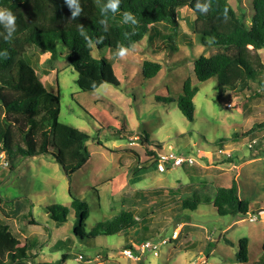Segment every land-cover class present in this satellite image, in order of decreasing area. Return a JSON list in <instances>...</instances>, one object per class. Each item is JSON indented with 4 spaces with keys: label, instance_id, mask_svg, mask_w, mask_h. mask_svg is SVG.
Wrapping results in <instances>:
<instances>
[{
    "label": "rangeland",
    "instance_id": "obj_1",
    "mask_svg": "<svg viewBox=\"0 0 264 264\" xmlns=\"http://www.w3.org/2000/svg\"><path fill=\"white\" fill-rule=\"evenodd\" d=\"M252 1L229 0L249 23ZM179 14L178 32L167 44L159 42L157 36L153 43L146 37L122 59L107 48L94 49V58L115 64L121 83L118 88L104 84L96 92L83 93L65 48L53 64L47 63V54L31 52L38 76L50 92L60 96V122L90 136L87 146L91 154L87 164L70 177L49 156L19 159L15 170L11 166L0 169V196L5 204H0V220L12 222L23 245L34 239L42 245L39 262L55 263L68 254L64 264H244L237 256L241 240L247 239L246 264L260 263L264 155L255 158L258 148L247 142L254 138L249 132L264 121V83H254L250 92L240 95L229 91L225 98H219L216 79L200 84L194 72L196 59L221 51L208 50L199 43L193 11L185 7ZM168 29L169 34L175 31ZM182 35L189 36L193 45L183 44ZM260 54L264 62V49ZM145 61L162 64L156 78L143 76ZM262 78L264 81V75ZM188 80L200 87L194 99L193 122L178 107ZM168 98L172 102H166ZM158 146L166 152L192 156L196 164L158 173L149 162V151ZM140 167L145 169L137 173ZM234 180L240 198L250 203V212L243 220L220 216L211 204L199 205L196 211L183 208V201L193 192L213 194L217 187H231ZM187 185L191 190L184 189ZM73 197L84 201L90 211L82 239L74 232L78 221L71 208ZM56 204L70 208L68 221L61 226L47 214V208ZM122 211L133 212L138 220L146 219L144 223L157 232V241H170L173 232L180 229L179 238L162 246L158 257L138 253L135 260L123 253L126 233L88 237L98 222L109 221ZM25 215L36 224L23 219Z\"/></svg>",
    "mask_w": 264,
    "mask_h": 264
},
{
    "label": "trees",
    "instance_id": "obj_2",
    "mask_svg": "<svg viewBox=\"0 0 264 264\" xmlns=\"http://www.w3.org/2000/svg\"><path fill=\"white\" fill-rule=\"evenodd\" d=\"M106 2L80 0L82 12L72 18L73 9L65 0H0V9H8L16 17V32L11 39H5L8 32L0 26V33H3L0 36V52H8L7 58H0V155H6L12 170L16 169L19 159L49 156L70 177L82 169L91 157L87 146L90 136L60 122V96L50 92L38 76L34 67V53L31 52L47 54V63L53 64L62 55V48H65L69 53V65L78 74L76 83L83 93L96 92L104 84L118 88L121 83L114 70L115 64L106 58H94V49L107 48L110 52H116L117 46L123 44L132 50L146 37L153 43L155 36L159 42L167 44L171 42L169 37L178 32L179 10L187 7L196 17L194 32L199 43L208 50L217 48L221 51L196 59L194 72L200 84L216 79L219 98H225L229 91L240 95L250 92L252 84L264 83V62L260 54L264 49V0L252 1L250 23L239 15V10L234 9L229 0H212L206 14L196 11L195 6L207 0H121L119 10L114 15L109 14L105 25L100 21L104 19L101 7ZM125 11L134 15L136 24L123 22ZM79 25L84 27L86 35L80 34ZM168 27L175 30L173 34L168 33ZM125 32L129 33L128 37H125ZM182 38L183 44L193 45L189 36L182 35ZM89 40L92 41L90 45ZM162 69L160 63L145 61L142 74L153 79ZM199 92L200 87L188 80L183 86V94L178 98L179 109L191 122L194 121V99ZM165 101L172 102L170 98ZM249 134L254 138L247 142L248 145L256 141L254 147L258 148V155L254 157H262L264 121L256 124ZM161 151L160 146L149 151L152 158L149 162L156 171ZM144 169L140 167L136 172ZM184 189L191 190V185ZM1 203L4 204V200L0 196ZM210 204L220 216L239 220L250 212V203L240 198L235 180L231 187H217L213 194L193 192L188 200L183 201V208L196 211L199 205ZM71 208L75 210L78 221L75 235L82 239L86 235L84 225L90 218L88 205L73 197ZM47 214L61 226L68 221L70 208L56 204L47 208ZM6 217L9 216L6 214ZM29 217L25 215L23 219L35 225L36 221ZM144 222L146 219L138 220L133 212L122 211L109 221L98 222L88 237L126 233V248L138 255L143 243L158 240L157 232ZM11 223L0 220V264H64L68 260L69 255L65 254L55 263L39 262L42 245L35 239L27 240L23 245L21 236L13 230ZM61 244L64 246L66 243ZM237 257L240 263H248L247 239L241 240ZM81 259L85 258L81 256ZM259 264H264V246Z\"/></svg>",
    "mask_w": 264,
    "mask_h": 264
},
{
    "label": "clouds",
    "instance_id": "obj_3",
    "mask_svg": "<svg viewBox=\"0 0 264 264\" xmlns=\"http://www.w3.org/2000/svg\"><path fill=\"white\" fill-rule=\"evenodd\" d=\"M65 2L68 4L70 9H73L72 11V18H75L79 16L82 12V8L80 6V0H65ZM211 2L212 0H207L206 3H197L195 6V10L200 12L201 14H206L209 12L211 8ZM121 0H107V2L101 7V13L104 17L100 21L101 24H107L108 16L109 14H116L117 11L120 8ZM123 22L125 24L131 23L136 24L137 21L134 17V15L131 12L125 11L123 13ZM0 26H2L5 30L8 32V36L5 37V39H11L16 32V17L15 15L8 9H0ZM79 31L81 35H86V30L82 25H79ZM3 33H0V36H2ZM125 37L129 36V33L125 32ZM92 43L91 40H89V45ZM130 51L129 47L124 46L123 44H120L116 48L115 57L122 59L124 58ZM8 52L5 50L4 52H0V58H7Z\"/></svg>",
    "mask_w": 264,
    "mask_h": 264
},
{
    "label": "built area",
    "instance_id": "obj_4",
    "mask_svg": "<svg viewBox=\"0 0 264 264\" xmlns=\"http://www.w3.org/2000/svg\"><path fill=\"white\" fill-rule=\"evenodd\" d=\"M232 106H233L232 104H229L227 107L232 108ZM255 145H256V141H254L253 144L250 145V147L253 148ZM195 164H196V160L192 156L185 157L183 155L172 152L171 150L170 152H166L162 150L158 154L157 172L162 174V173H166L168 170L173 168L184 167V166L193 167ZM8 167H9V161L6 155L4 154L0 155V169H6ZM250 220L255 222L257 221V218L251 217ZM179 235H180V229L173 232L170 241H168L167 239H162L159 241H147L140 246L139 253L141 254L150 253L158 257L160 255L162 246L168 245V243L171 242L172 240H177L179 238ZM123 253L128 258L135 260L139 259V257H137V254L131 249H125ZM29 264H34V263H29Z\"/></svg>",
    "mask_w": 264,
    "mask_h": 264
},
{
    "label": "crops",
    "instance_id": "obj_5",
    "mask_svg": "<svg viewBox=\"0 0 264 264\" xmlns=\"http://www.w3.org/2000/svg\"><path fill=\"white\" fill-rule=\"evenodd\" d=\"M44 83V82H43ZM45 86H47L45 83H44Z\"/></svg>",
    "mask_w": 264,
    "mask_h": 264
}]
</instances>
